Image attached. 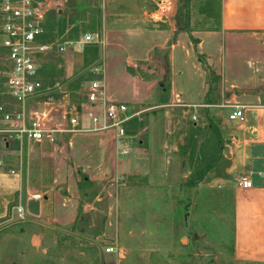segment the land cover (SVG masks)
Here are the masks:
<instances>
[{
    "label": "crops",
    "instance_id": "0c3cea01",
    "mask_svg": "<svg viewBox=\"0 0 264 264\" xmlns=\"http://www.w3.org/2000/svg\"><path fill=\"white\" fill-rule=\"evenodd\" d=\"M163 1L171 6L149 27L104 25L95 34L99 53L89 58L95 77L80 89H70L78 70L68 62L66 81L57 83L62 90L29 106L31 114L50 115V124L59 131L55 143L6 142L0 136V223L18 209L17 216L23 209L27 217V203L38 200L40 215H29L23 223L68 228L82 215L94 221L103 214L105 227L98 240H112L118 181L128 168L132 128L165 108L191 119L203 114L213 123L218 152L201 182L232 192L236 259L264 264V0H199L197 15L193 0ZM52 56L44 58L42 70ZM95 82L105 87L107 101L127 106L125 137L94 130L90 114L103 112L100 103L91 105L87 99ZM0 104L13 110L8 102ZM239 107L244 121H231ZM73 110L79 125L69 132ZM14 156H19V167L12 168L5 158ZM242 178L251 179L253 187H240ZM88 182L97 187L95 193H89ZM42 238L33 234L32 246L40 248Z\"/></svg>",
    "mask_w": 264,
    "mask_h": 264
},
{
    "label": "rangeland",
    "instance_id": "374dc122",
    "mask_svg": "<svg viewBox=\"0 0 264 264\" xmlns=\"http://www.w3.org/2000/svg\"><path fill=\"white\" fill-rule=\"evenodd\" d=\"M193 1L197 15L201 2ZM161 3L66 0L48 13L43 42H77L85 35L98 34L104 25L149 27L165 17ZM1 20L0 14L3 70L7 55L1 46ZM99 45L97 41L71 46L60 55L48 57V65L41 72L43 85H62L66 81L65 63L72 62L78 70L73 75L78 78L70 89H80L95 77L89 58L99 53ZM7 102L13 104L0 82V103ZM209 120L201 114L194 121L182 111L159 108L143 118L138 129L132 128L135 135L126 156L128 168L118 181L112 240H98L97 223L101 216L106 219L103 214L93 217L87 230L80 232L26 223L21 229L0 232V264H253L239 261L234 255L232 192L197 183L198 178H205L218 152L219 136ZM5 160L12 168L19 167V156ZM88 191L95 193L97 187H89ZM100 207L105 210V203ZM18 210L9 221H1L0 227L30 217L17 216ZM38 233L43 238L37 249L32 246V236ZM111 246L115 252L106 253Z\"/></svg>",
    "mask_w": 264,
    "mask_h": 264
},
{
    "label": "built area",
    "instance_id": "2783aa9c",
    "mask_svg": "<svg viewBox=\"0 0 264 264\" xmlns=\"http://www.w3.org/2000/svg\"><path fill=\"white\" fill-rule=\"evenodd\" d=\"M66 0H1V37L2 48L6 51V68L0 70V82L6 88V94L13 100V110L7 111L6 104H0L1 121L0 136L7 142L11 139L33 142L48 141L55 143L57 128L50 123L48 114H31L29 106L42 98L61 91L60 85L53 88L45 87L40 78L44 58L48 55H60L67 47L82 46L98 41L95 35H85L77 42L54 44L43 42L44 27L48 13L56 7L63 6ZM171 4L161 3V11L167 12ZM97 40V41H96ZM88 102L93 105L100 103L103 107L101 115L90 114V120L95 131H115L119 138L125 137L124 124L127 121V106L107 101L105 87L92 83L87 92ZM197 116L192 120L196 121ZM229 119L244 121L243 110L236 108ZM71 129L75 132L79 125L78 113L73 110L69 120ZM15 174L14 171L11 172ZM239 186L251 189L253 182L242 178ZM25 210H20V216H25ZM113 246L106 248V253H114Z\"/></svg>",
    "mask_w": 264,
    "mask_h": 264
},
{
    "label": "trees",
    "instance_id": "16d2710c",
    "mask_svg": "<svg viewBox=\"0 0 264 264\" xmlns=\"http://www.w3.org/2000/svg\"><path fill=\"white\" fill-rule=\"evenodd\" d=\"M4 52L7 55L6 51H4ZM201 180H202V178H198L197 183H199ZM87 184H88L89 187L94 186L92 183H89V182ZM100 219H101L100 222L97 223V224L100 223L99 224L100 230L98 231L97 236H100L102 234V232L104 230V225H105V218H104V216H101ZM91 222H92V219H91V216L90 215H82L81 218L79 219V221L76 224H74L71 227L64 228V230H66V231H79L80 232L83 229L88 228L91 225ZM80 223H81V226H79ZM24 225H25V223H21V224L12 226V227H10L7 230H9V231L18 230V229H21ZM83 227H85V228H83Z\"/></svg>",
    "mask_w": 264,
    "mask_h": 264
},
{
    "label": "water",
    "instance_id": "95a60500",
    "mask_svg": "<svg viewBox=\"0 0 264 264\" xmlns=\"http://www.w3.org/2000/svg\"><path fill=\"white\" fill-rule=\"evenodd\" d=\"M225 153L227 154V151ZM27 212L31 216L38 217L40 215V202L38 200L29 201L27 203ZM24 221H25L24 219H21V220H16V221H13L11 223H8V224L0 227V232L8 229L14 225L23 223Z\"/></svg>",
    "mask_w": 264,
    "mask_h": 264
}]
</instances>
